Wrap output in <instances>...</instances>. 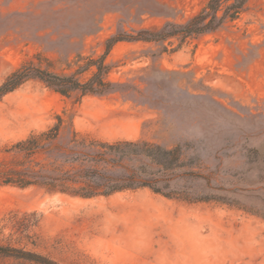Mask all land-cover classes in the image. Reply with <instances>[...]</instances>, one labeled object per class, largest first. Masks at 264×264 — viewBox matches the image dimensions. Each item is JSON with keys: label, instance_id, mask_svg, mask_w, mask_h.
I'll use <instances>...</instances> for the list:
<instances>
[{"label": "rangeland", "instance_id": "rangeland-1", "mask_svg": "<svg viewBox=\"0 0 264 264\" xmlns=\"http://www.w3.org/2000/svg\"><path fill=\"white\" fill-rule=\"evenodd\" d=\"M208 0H0V84L28 62L72 73L78 54H104L118 33L186 22ZM105 95L65 96L31 79L0 101V160L62 115V141L80 135L181 145L196 176L174 186L82 198L0 186V244L62 264H264V0L216 32L120 41L106 58ZM93 69L81 75L87 79ZM0 264H29L0 255Z\"/></svg>", "mask_w": 264, "mask_h": 264}, {"label": "trees", "instance_id": "trees-1", "mask_svg": "<svg viewBox=\"0 0 264 264\" xmlns=\"http://www.w3.org/2000/svg\"><path fill=\"white\" fill-rule=\"evenodd\" d=\"M249 0H208L205 6L186 22H166L160 28H142L135 33L118 32L106 40L104 54L95 58L78 54L69 61L72 73H61L52 62L43 65L28 62L14 69L0 84V101L31 79L40 80L57 92L71 96L105 95L121 86L108 79L111 65L106 58L120 41H165L171 38H197L216 32L240 18ZM93 69L85 80L81 75ZM65 120L56 116L48 129L31 133L14 143L6 152L10 158L0 160V186L38 187L82 198L110 196L124 190L150 188L168 198L189 202L225 201L216 195L194 196L187 189L174 186L178 177L196 176L187 164L181 145L172 147L147 139L105 140L80 135L73 130L68 141H62ZM0 255L21 259L29 264H62L49 256L0 244Z\"/></svg>", "mask_w": 264, "mask_h": 264}]
</instances>
